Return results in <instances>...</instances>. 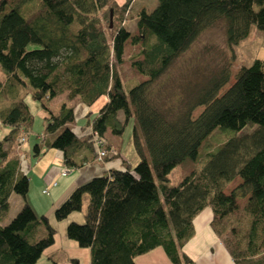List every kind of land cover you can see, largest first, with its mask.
Listing matches in <instances>:
<instances>
[{"label":"trees","instance_id":"16d2710c","mask_svg":"<svg viewBox=\"0 0 264 264\" xmlns=\"http://www.w3.org/2000/svg\"><path fill=\"white\" fill-rule=\"evenodd\" d=\"M132 1L0 0V123L8 128L0 138V264H38L56 233L48 217L37 215L28 202L29 178L14 153L20 131L31 128L27 95L45 112V136L33 145V156L54 148L69 168L97 157L90 136L67 126L74 119L73 98L86 105L107 98L89 119L101 137L107 129L120 136L132 122L139 156L134 166L124 161L122 169L110 168L76 185L53 210L62 220L80 210L87 196L84 220L69 221L65 236L89 249V264H135L136 256L155 247L173 264H196L182 247L205 208L211 211L210 228L235 264H264V59L242 66L221 93L230 79L227 66L189 101L157 102L150 90L216 22H224L231 49L255 29L264 33V0H158L151 11L138 12L133 35L124 24ZM127 40L140 45L131 64L147 79L129 80L126 88L118 65ZM64 91L66 100L53 109L49 101ZM198 106L203 109L193 116ZM247 125L251 131L239 134ZM218 127L225 141L200 153ZM185 161H190L187 173L173 184L169 173ZM236 177L241 182L226 193ZM11 193L23 203L3 224ZM246 195L240 208L237 199Z\"/></svg>","mask_w":264,"mask_h":264},{"label":"rangeland","instance_id":"374dc122","mask_svg":"<svg viewBox=\"0 0 264 264\" xmlns=\"http://www.w3.org/2000/svg\"><path fill=\"white\" fill-rule=\"evenodd\" d=\"M157 3L158 0H136L133 7H130L127 13L128 16L124 20V24L132 35L137 34L135 19L138 12L142 9L151 11L156 7ZM223 23V21H218L213 26L204 29L198 34L190 46L173 60L165 73L151 84L150 90L152 98L157 102L165 104H171L172 102L177 103L181 98L189 101L190 97H193L198 93L197 89L202 88L208 79L215 74L217 75L223 67L227 66L230 72V79L219 91V93H221L233 82L235 75L242 66H248L255 58L264 59V33L256 30L255 32H252L249 37L239 42L233 47V49H231L225 43ZM34 46L35 45H33V47ZM139 49L140 45L132 44L130 40H127L125 43L124 61L118 65V72L124 80V86L126 88L128 87L129 80H143L146 78L145 76L140 75L131 64V58H135L138 55ZM26 100L29 104V112L32 115L31 128L29 130L27 141L32 145L36 139L35 135L42 134L41 131L44 126L43 117L45 114L38 101L33 100L29 95H27ZM202 109L203 106H198L195 108L192 115L196 116ZM128 125L129 124H127L126 127H128ZM251 129L252 128L247 125L242 128L239 134L249 133ZM124 134L126 135V133ZM224 139L225 137L221 132V129L219 127L214 129L200 145L199 152L202 153L205 150H217L218 145L225 141ZM31 150L29 154L25 152L26 150H23L24 152H22L23 154L21 158H19L20 165L22 170L28 174L29 180L31 179L30 193L33 192V194L39 199L47 201L49 198L56 195L55 190L59 191L63 187L66 183V176L63 174L62 168V173H60L59 176H51L49 179L42 178L40 176L43 172L41 166L45 163L46 158L45 156H41L36 159L33 154H31ZM53 152H55V150ZM17 154H21L19 149H17ZM126 154H130V151ZM189 167L190 161H185L174 167L169 173L171 182L176 184L187 173ZM52 182H55L57 187H50ZM240 182V178H234L226 185L224 191L228 193ZM43 188L46 189L45 194L41 193V189ZM16 196L19 199L22 198L18 194H16ZM248 197L249 196L246 195L243 198L237 199L240 208L246 206ZM86 203L87 196L84 195L81 209L71 213H85ZM11 204V214H8V219L3 224L8 223L19 210L13 201ZM51 218L55 222L56 219L53 215ZM63 220H65V218L62 220H56V222L59 224ZM43 262V258L38 259V264H42Z\"/></svg>","mask_w":264,"mask_h":264},{"label":"crops","instance_id":"0c3cea01","mask_svg":"<svg viewBox=\"0 0 264 264\" xmlns=\"http://www.w3.org/2000/svg\"><path fill=\"white\" fill-rule=\"evenodd\" d=\"M116 1L119 4L124 2V0H116ZM135 1L136 0L132 1L130 6L131 8L133 7ZM255 31L256 29L253 30L252 32ZM26 97L24 99L25 102L27 101ZM66 98H67V91H64L53 97L49 101V104L53 109H57L58 104L61 101L66 100ZM106 99L107 98L105 96H101L92 104L86 105L80 102L79 100H77V98H73L70 104L73 106L74 119L71 122H68L67 126L73 129L74 132H76L79 135L83 133L84 134L87 133L88 135V133L92 129V126L89 123V119H91V117H93L94 115L98 114L99 109L106 102ZM26 104L29 108L28 102H26ZM118 117L119 119H122L123 117L122 112L118 113ZM43 122H44V117H43ZM128 124L129 125L128 127H126V130L120 136L112 134L109 129H107V131L105 132L104 139L111 145L110 147L114 148L116 153H118L116 154L115 157L109 158L107 160L96 159L92 162L85 163L81 167L70 168L68 171L65 172L66 166L62 161L61 151L59 152L54 148L53 149L50 148L41 151L40 155L38 157H35L36 159L41 156H45L46 158L45 163L41 166L43 172L41 173L40 176L42 178L49 179L51 178V176L57 177L60 175V173H62V168H63V174H65L66 176L65 177L66 183L63 185V187L59 191L55 190L56 195L54 197L49 198L47 201L43 199H39L35 194H33V192L30 193L31 179L29 180L28 183V193H27L28 202L30 203V205L32 206L33 210L37 215L44 214L48 217L50 224L54 227L56 231L54 235V242L50 246L46 247L42 252V255L40 257L44 259V262L42 264H71V261L73 259H76L79 264L90 263L89 249L85 247H79L74 240L68 239L65 236V227L67 223L71 220L82 222L84 220L83 217L84 213H80V214L71 213L65 218V220H63L64 222L62 221L59 224L56 222V220L54 222V220H52L51 217L53 215V210L56 207V205H58L76 185L82 184L94 176L102 175L110 168L122 169V167L124 166V161L126 163H129L131 166H134V164L139 160V156L136 153L133 146L132 122H129ZM7 131L8 128L0 123V138ZM41 132H43V130ZM124 133H126V135ZM35 137L37 140L35 139L32 145L29 141H27L28 140L27 137V139L23 144H20L15 148L14 153L18 155L19 158H21L23 154L22 152H24L23 150H26L25 152L29 154L33 145L41 141L37 137V135H35ZM17 149H19V152L21 153L20 155L17 154ZM54 150L55 152H53ZM129 151L130 154L127 155L126 153ZM31 154H32V150H31ZM50 187L55 188L57 187V184L55 182H52ZM45 191L46 189L44 188L41 189V193L45 194ZM12 201L16 205L17 209H19L23 203V198L21 199L17 198L15 193L10 194L9 214H11ZM210 219H211V211L209 208H205L194 218L193 221L194 230H195L194 235L186 244H184L182 250L190 258H192L194 262H196V264H235L232 258L230 257L226 247L224 246L222 239L216 236L213 233L212 229L210 228V224H209ZM189 244L190 246L192 244V246L190 247ZM192 248H193V252H192ZM199 249H201L202 251ZM198 250L201 253L198 252ZM134 262L135 264H173L167 258L166 254L164 253L161 247H155L146 253L136 256L134 258Z\"/></svg>","mask_w":264,"mask_h":264},{"label":"built area","instance_id":"2783aa9c","mask_svg":"<svg viewBox=\"0 0 264 264\" xmlns=\"http://www.w3.org/2000/svg\"><path fill=\"white\" fill-rule=\"evenodd\" d=\"M29 135V131H24L21 130L20 131V142L18 145L23 144L25 142V140L27 139ZM44 134L38 135L37 137L41 140L44 138ZM88 136H90V141L93 144V147L95 149L96 152V159L97 160H102L103 157L105 155H115L116 151L114 150V148L106 147V141L104 139V137L99 136L93 129L90 130V132L88 133ZM70 168L66 167L65 172L68 171Z\"/></svg>","mask_w":264,"mask_h":264},{"label":"bare ground","instance_id":"6f19581e","mask_svg":"<svg viewBox=\"0 0 264 264\" xmlns=\"http://www.w3.org/2000/svg\"><path fill=\"white\" fill-rule=\"evenodd\" d=\"M211 239H212V238H211ZM213 241H214V240H213ZM190 243H192V242H190ZM193 243H194V242H193ZM200 244H201V242H200ZM193 245H195V244H193ZM189 246H190V244H189ZM191 246H192V244H191ZM191 246H190V247H191ZM190 247H187V248H190ZM199 250H201V249H199ZM199 250H198V252H200ZM201 251H202V250H201ZM192 252H193V248H192ZM200 253H201V252H200Z\"/></svg>","mask_w":264,"mask_h":264},{"label":"water","instance_id":"95a60500","mask_svg":"<svg viewBox=\"0 0 264 264\" xmlns=\"http://www.w3.org/2000/svg\"><path fill=\"white\" fill-rule=\"evenodd\" d=\"M112 23L110 22V25H111Z\"/></svg>","mask_w":264,"mask_h":264}]
</instances>
